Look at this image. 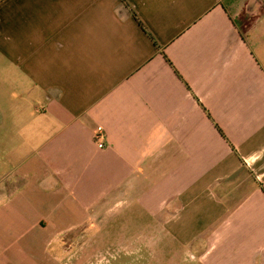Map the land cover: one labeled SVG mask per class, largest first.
Wrapping results in <instances>:
<instances>
[{
  "label": "crops",
  "instance_id": "crops-1",
  "mask_svg": "<svg viewBox=\"0 0 264 264\" xmlns=\"http://www.w3.org/2000/svg\"><path fill=\"white\" fill-rule=\"evenodd\" d=\"M124 219L264 264V0H0V264Z\"/></svg>",
  "mask_w": 264,
  "mask_h": 264
},
{
  "label": "rangeland",
  "instance_id": "rangeland-1",
  "mask_svg": "<svg viewBox=\"0 0 264 264\" xmlns=\"http://www.w3.org/2000/svg\"><path fill=\"white\" fill-rule=\"evenodd\" d=\"M121 222L108 227L106 239L101 241L94 239L98 227L72 231L60 243L64 252L60 264H194L187 258L190 246L167 237L159 226L149 225L146 220L137 226L130 225L129 219Z\"/></svg>",
  "mask_w": 264,
  "mask_h": 264
},
{
  "label": "built area",
  "instance_id": "built-area-1",
  "mask_svg": "<svg viewBox=\"0 0 264 264\" xmlns=\"http://www.w3.org/2000/svg\"><path fill=\"white\" fill-rule=\"evenodd\" d=\"M103 137H104V132L102 128H99L96 132V140H97L99 149L105 148Z\"/></svg>",
  "mask_w": 264,
  "mask_h": 264
},
{
  "label": "trees",
  "instance_id": "trees-1",
  "mask_svg": "<svg viewBox=\"0 0 264 264\" xmlns=\"http://www.w3.org/2000/svg\"><path fill=\"white\" fill-rule=\"evenodd\" d=\"M134 17L136 18V16L134 15Z\"/></svg>",
  "mask_w": 264,
  "mask_h": 264
}]
</instances>
